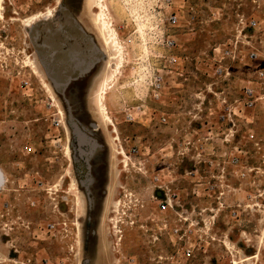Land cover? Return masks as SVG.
Masks as SVG:
<instances>
[{
  "label": "rangeland",
  "instance_id": "obj_1",
  "mask_svg": "<svg viewBox=\"0 0 264 264\" xmlns=\"http://www.w3.org/2000/svg\"><path fill=\"white\" fill-rule=\"evenodd\" d=\"M2 1L0 264H264V0ZM100 3L122 55L95 24ZM251 16L262 24L249 32L258 61L226 62L231 77L216 78L213 50ZM246 87L258 93L252 109ZM100 93L114 127L98 114ZM70 122L96 142L91 156ZM236 146L258 174L241 182L229 170L241 190L210 198Z\"/></svg>",
  "mask_w": 264,
  "mask_h": 264
},
{
  "label": "built area",
  "instance_id": "obj_2",
  "mask_svg": "<svg viewBox=\"0 0 264 264\" xmlns=\"http://www.w3.org/2000/svg\"><path fill=\"white\" fill-rule=\"evenodd\" d=\"M168 26L171 28H176L180 22L179 16L177 13L171 14V16L167 19ZM261 22L259 19H256L254 16L245 18L242 17L238 22V30L236 31V36L234 39L228 41L226 44L221 45L220 47L213 50V57L210 59V63L212 64L213 74L216 78L229 79L232 75L231 67L226 65V62L235 63L238 60H242L244 58L250 61H258V53L254 47V43L251 35H249L250 31H256L260 26ZM166 47L168 51H173L175 48V40L172 36L168 35L166 37ZM165 61L169 64L176 65L178 58L173 55H167ZM257 75L260 79L264 78V72L262 68H258ZM25 87L29 86V83L25 82ZM162 86L159 83L157 89H161ZM244 102L247 108H254L256 103L259 101L258 93L253 87H246L243 92ZM156 98H160V94L155 96ZM223 122H231L228 116H222ZM167 118L163 115L160 119L162 123H167ZM59 125V124H58ZM234 127V125H233ZM235 137L234 128H231L226 135L225 141L230 144L232 139ZM136 152V151H135ZM227 162L222 166H214L212 161L207 162V168L210 169V172L213 169H217L219 167V173L217 176L210 177V181L208 183V195L210 198L217 197L219 200L225 199L226 195L231 193L232 191H240L241 189H231V183L229 179V172L231 171L232 175L238 181H246L251 178L254 174H258L257 168L250 167L247 164V153L242 148L236 146L233 147L228 154ZM214 167V168H213ZM251 198V197H250ZM175 202V200H174ZM171 204L169 199H163L159 204V210L162 213L167 212L171 208ZM240 209V206H239ZM230 217L233 219H238L240 217V210L238 208L232 209L230 213ZM53 227V226H52ZM172 234L175 237L180 236V231L177 228H173ZM193 250L192 248H185L182 252V256L189 260L192 257Z\"/></svg>",
  "mask_w": 264,
  "mask_h": 264
},
{
  "label": "bare ground",
  "instance_id": "obj_3",
  "mask_svg": "<svg viewBox=\"0 0 264 264\" xmlns=\"http://www.w3.org/2000/svg\"><path fill=\"white\" fill-rule=\"evenodd\" d=\"M101 1H99V2H101ZM98 7H99L100 10H99V12H98V14H97V16L95 18V24L96 25H99V28L101 29V31H103L104 33H108V35L110 34L109 35V38L107 39V43H106V40H105V43L106 44H109V45H112L115 48H117L118 49V53H119V52H121V50H122L123 47L120 46V43H119L118 38H117L116 33H115L116 31H114V29H113V24L109 22V19L108 18H109V15L110 14L108 15V13H107V11H108L107 10V7L101 5V3H100V5H98ZM3 8H4L3 1L0 0V15L3 12ZM51 13H52V11L51 10H48L46 13H40V14H37L35 16L26 18L23 21V23L25 24V26H32L39 18H46V19L47 18H50L51 17ZM120 54L122 55L123 52H121ZM118 58H119V56H118ZM118 58L117 57L116 58L114 57V59H118ZM107 91H108V89H107ZM104 94L105 93H102V94L100 93L99 100L98 101L96 100L97 101V104H96L97 105V111H98V114L100 115V117L102 119L101 121L104 122V124L106 126L108 124L109 127L111 128V127H114V125H113V122L111 121V118L109 116L108 108L106 107L105 102L103 101V100H105L104 99V97H105ZM69 149L70 148H67V150H66L67 153L69 152ZM0 172H1L2 177H3V185H4L5 184V181H6V178H5V175H4V173H3V171H2L1 168H0ZM254 259H255V257L246 258V259L243 260V263H250V262L254 261ZM235 264H240V263H235Z\"/></svg>",
  "mask_w": 264,
  "mask_h": 264
},
{
  "label": "water",
  "instance_id": "obj_4",
  "mask_svg": "<svg viewBox=\"0 0 264 264\" xmlns=\"http://www.w3.org/2000/svg\"><path fill=\"white\" fill-rule=\"evenodd\" d=\"M64 87V86H63ZM70 126L72 129L73 134L76 136V138L78 139L80 145H87V147L90 148V152L86 153V156L91 155L97 148V144L94 140L89 139L88 137H86L85 134H83V132L80 130V128L78 127V125L75 122H70ZM3 185V177L2 174L0 172V189Z\"/></svg>",
  "mask_w": 264,
  "mask_h": 264
},
{
  "label": "flooded vegetation",
  "instance_id": "obj_5",
  "mask_svg": "<svg viewBox=\"0 0 264 264\" xmlns=\"http://www.w3.org/2000/svg\"><path fill=\"white\" fill-rule=\"evenodd\" d=\"M75 138H76V137H75ZM75 140H76V142H77V146H79L80 143H79L78 139L76 138ZM84 145H85V144H84ZM87 153H89V152H87ZM89 156H91V155H89ZM84 157H85V155H84ZM79 158L82 160V162H83V164H84L85 171H86V172H89L88 163H87L86 161H84V159H83L82 157L79 156ZM80 172H81V171H80Z\"/></svg>",
  "mask_w": 264,
  "mask_h": 264
}]
</instances>
